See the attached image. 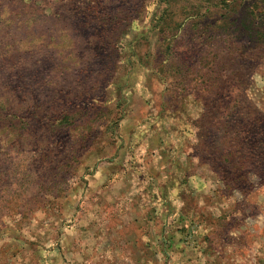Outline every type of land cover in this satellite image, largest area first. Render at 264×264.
<instances>
[{"label":"rangeland","instance_id":"374dc122","mask_svg":"<svg viewBox=\"0 0 264 264\" xmlns=\"http://www.w3.org/2000/svg\"><path fill=\"white\" fill-rule=\"evenodd\" d=\"M0 264H264V0H0Z\"/></svg>","mask_w":264,"mask_h":264},{"label":"trees","instance_id":"16d2710c","mask_svg":"<svg viewBox=\"0 0 264 264\" xmlns=\"http://www.w3.org/2000/svg\"><path fill=\"white\" fill-rule=\"evenodd\" d=\"M225 23V22H224ZM235 25V24H234ZM206 27V26H205ZM205 32V31H204ZM207 32V31H206ZM205 32V33H206ZM208 33H210L209 35H208V37H211L210 35L212 34L213 35V32L210 30V32H208ZM216 35V34H215ZM259 37H262L261 35H258ZM137 57V59H138V57H139V54L138 53H135L133 56H132V58H136ZM140 60H142V57H140L139 58ZM132 64V63H131ZM131 68L133 69V65H131ZM130 70V69H129ZM66 117V116H65ZM68 118H70V117H66L65 118V120H67ZM64 122V120H62L61 121V123H63Z\"/></svg>","mask_w":264,"mask_h":264}]
</instances>
